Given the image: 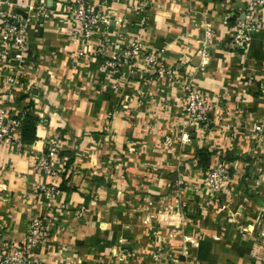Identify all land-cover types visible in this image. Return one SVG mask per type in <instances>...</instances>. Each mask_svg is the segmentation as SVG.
Here are the masks:
<instances>
[{
	"label": "crops",
	"instance_id": "obj_1",
	"mask_svg": "<svg viewBox=\"0 0 264 264\" xmlns=\"http://www.w3.org/2000/svg\"><path fill=\"white\" fill-rule=\"evenodd\" d=\"M77 1L17 0L41 4L47 15L30 13L29 49L21 65L5 68L0 52V109L21 118L28 115L35 126L31 143L0 146V237L11 246L19 243L31 216L44 211L33 189L36 182L59 186L64 180L58 200L74 210L61 212L63 208L56 205L46 248L37 250L40 264H101L110 244L139 241L137 225L125 229L130 218L119 211L124 200L115 194L120 189L146 187L151 199L173 205L179 199L173 188L182 179L187 187L181 196L186 199L187 219L198 221L200 229L208 215L215 219L219 214L214 208L216 196L196 188L207 169L199 163L197 149L211 152L209 166L225 162L229 188L239 197L249 174L256 171L250 156L254 132L257 137L253 126L264 124V13L263 29L252 34L247 49L232 40L234 21L243 17L246 0H147V19L140 25L141 14L133 8L136 0H84L99 6L103 14L88 40L72 35L74 23L67 10ZM116 17L122 19L118 24L111 21ZM1 21L0 16V27ZM206 28L212 35L207 56L201 58L198 50ZM136 33L144 43L142 51L162 59L173 71V80L145 68L140 56L134 65L120 60L116 70L105 67V59L128 47ZM8 75L14 83L4 80ZM189 77L209 100L212 129L187 120L182 82ZM224 110H229L228 116H222ZM109 130L119 160L118 178L111 185L103 179L113 173L104 156ZM184 132L188 141L180 139ZM98 139L95 154L89 149ZM57 140L59 174L36 172L32 163ZM166 140L173 145H165ZM81 208L87 212L79 218ZM113 219L118 221L110 228ZM222 220L212 228L215 238H221L229 226ZM243 247L240 239L231 243L205 237L195 251L201 259L211 256L205 264H218L220 252L243 254L247 250ZM223 264L251 262L228 258Z\"/></svg>",
	"mask_w": 264,
	"mask_h": 264
},
{
	"label": "rangeland",
	"instance_id": "obj_2",
	"mask_svg": "<svg viewBox=\"0 0 264 264\" xmlns=\"http://www.w3.org/2000/svg\"><path fill=\"white\" fill-rule=\"evenodd\" d=\"M137 2L138 1L136 0L133 8L135 7ZM17 3L21 4V2ZM142 12L146 20L147 17L145 9H143ZM144 22H141L139 20V25ZM261 29H263V27L260 28V30ZM258 30L259 29H254L251 33V37L252 34L254 32H257ZM204 31L205 32L203 36L204 40H206V37H209L210 34L212 35V32L211 30H209V28H206ZM136 35L139 36L141 45L144 46V43L142 42L141 37L138 33L130 38H133ZM208 42L209 41H205L203 44H205V46L207 47ZM202 49L203 45L198 51L201 55V58H204L207 56V53L202 54ZM207 51L208 48H206V52ZM138 56L142 58V62L144 64V67L146 68L145 62L143 60L144 51H141L136 55L135 58H133L132 65L136 64V58ZM158 59L160 61L162 60L160 58ZM3 68L4 66L2 67V69ZM173 79L174 78L172 77L171 80ZM4 80L6 81V78ZM182 84L184 90L183 103L185 109V104L188 98V93H186L185 89L187 88V86L192 85L195 88L197 87L195 86L193 79L190 77L184 78ZM8 86L9 85L6 84L5 88H8ZM7 91L9 92V90ZM240 92L242 93V91ZM240 92H238L237 94H240ZM202 97L209 103V100L205 95L202 94ZM185 113L187 115V120L189 121L188 113L186 111ZM222 113L223 117L228 116L229 110H224L222 111ZM257 125L260 126V131H256L257 137H255V132L253 134L254 143L250 153L251 165L253 166V170L256 171L252 175L249 174L247 180L244 183V187L240 191L239 197L235 192L230 190L229 185L225 192H222L218 195L212 194L211 192L207 191L201 184L203 175L205 173L201 174V180L197 184L198 186L196 188H203L209 194L216 196V198H214L216 200L214 208L217 210L219 215H216L217 217L214 219L207 214L208 216L206 217V220L204 219L205 222L201 223L200 229L197 227V225L199 224L198 221L193 220L191 223L187 219V203L186 199L183 198L185 196V193L187 192V187H183L184 182L182 179H178L176 181L179 186H182V189H178V185L176 186V188H173L174 196H176L177 192L179 193H177V197H179L178 202L173 205H164L160 202L158 203V198L151 199L150 193L146 187H140L137 189L125 188L120 190H116V188L114 187V189L117 191V193L115 194L117 196L115 197H118L120 201L124 200L123 204L120 203V206H122V208H120L119 211L130 218L129 222L125 225V227L128 228L125 229L129 230L131 227L137 225L138 228L135 230V233L139 235V241L134 240L126 243L127 240H125L122 246H118L116 244L115 246H112V244H110V250L108 254H106V257L101 259V264H121L125 261L132 264H205L204 261H211V256L210 258L201 259L195 251L199 241L205 237H208L209 239L225 241L230 240L231 243L234 238L235 241L240 239V241H242L243 243V246H245L243 248H247L246 252L243 254H237L236 252H234L233 254L228 252H220L217 259V262H219L218 264H223L228 258H232V260H235L236 263L238 260H243L250 261L251 264H264V124L257 123L253 127L255 128V126ZM111 134L112 132L109 130L108 135L110 136L108 137V140L106 142L107 146L105 148L108 153H104V156L108 158L106 164L113 169V173L107 175L106 178H103L107 183H109V185H111V182H115V180H117L118 178V175L115 174V164H117L119 161L115 156L116 142L112 140L113 135ZM186 135L187 134L184 132L183 135H181L180 139L184 140L185 138L186 141H188ZM164 144L169 145L171 144V142L170 140H166ZM255 147H257V150H254ZM89 150L90 152L95 154L99 151V139L93 142V148H90ZM129 156L131 155H128V157ZM80 157H76L75 160H81ZM218 161L223 162L221 160ZM223 163L225 164V162ZM99 164L100 162L98 160L96 162V166H98ZM144 176V178H147V175ZM134 198H138V201H136ZM135 201L137 203L133 204ZM238 206L240 207V210L238 209ZM218 210L223 215H221ZM65 211L71 213L74 212V210L69 209L68 207L66 208V205L63 210H61V212ZM86 212V209L81 208L79 209L77 215L79 218H81ZM78 217L77 219H79ZM56 218L57 216L55 215V220ZM132 218L135 219L134 222L132 221ZM222 219H224L227 226L228 224L229 226L228 228H224V230L226 229V231L221 235V238H215V236L212 235L214 234L212 228L219 225V222L223 221ZM117 221L118 219L109 221L108 223H110V228H115ZM97 225L99 226V224ZM154 226L155 228L152 231L149 230V227ZM47 240H45L42 246L43 248ZM143 244L145 247L143 246Z\"/></svg>",
	"mask_w": 264,
	"mask_h": 264
},
{
	"label": "built area",
	"instance_id": "obj_3",
	"mask_svg": "<svg viewBox=\"0 0 264 264\" xmlns=\"http://www.w3.org/2000/svg\"><path fill=\"white\" fill-rule=\"evenodd\" d=\"M135 9L140 12V21L144 22L143 9L147 0H137ZM43 6L34 3L18 4L17 0H0V16L2 18L0 27V52L4 58V65L9 67L13 63L16 66L22 64L28 53V28L31 23V12L39 15H47ZM68 16L74 23L72 35L75 39L88 40L92 37L102 19L101 8L95 7L84 0L77 1L68 8ZM264 0H246L243 17H236L233 25V43L247 49L251 41V33L263 27ZM111 21L118 24L122 21L120 17L111 18ZM105 26L104 28H106ZM210 36L206 37L209 40ZM139 36L130 38L128 47L120 51H114L106 58V68L116 70L118 62L132 64L133 58L142 51ZM102 48L99 51L102 52ZM206 46L203 44L202 54H206ZM152 51H144L143 60L146 68L155 70L159 74H165L168 78L173 77V71L167 67L163 60ZM14 64V65H15ZM5 67V68H6ZM8 82H14L12 75L7 76ZM113 84V83H112ZM188 98L185 104V111L188 113L190 123L200 125L202 128L210 129L213 125L211 118V105L202 97L201 92L192 86L185 89ZM21 125V117L13 112L0 109V146L8 143H20L21 138L18 129ZM255 131H260V126H255ZM264 134V132H263ZM59 140L50 143L48 149L40 154L32 163L33 169L40 174H47L55 177L59 169L55 168L58 160ZM59 166V163H58ZM61 170V169H60ZM230 181L229 168L220 161L214 162L203 175L201 184L212 194L225 192ZM35 193L41 198L43 212L34 214L29 220L27 230L23 239L12 246L7 240L0 237V264H40L41 259L37 250L47 240L54 222L55 207L59 204L64 208L65 204L58 200L60 189L53 182H36L33 185ZM1 228V222H0ZM11 250H5L7 247ZM4 248V249H3Z\"/></svg>",
	"mask_w": 264,
	"mask_h": 264
},
{
	"label": "trees",
	"instance_id": "obj_4",
	"mask_svg": "<svg viewBox=\"0 0 264 264\" xmlns=\"http://www.w3.org/2000/svg\"><path fill=\"white\" fill-rule=\"evenodd\" d=\"M240 48L243 49L242 47H240ZM33 120L34 119L32 117H29L28 115L23 116V118H21L19 135H20L21 141L23 143L29 144L35 139V134H34L35 126H34ZM196 153H197L199 163L202 166L207 167V169H206V171H207L210 167L209 161H210L211 152H209L206 149L199 148V149H197ZM63 186H64V180H62L61 184L58 187H59V189L60 188L62 189Z\"/></svg>",
	"mask_w": 264,
	"mask_h": 264
}]
</instances>
